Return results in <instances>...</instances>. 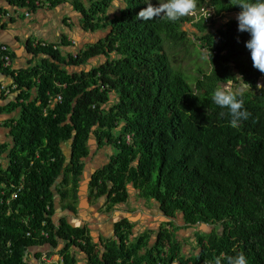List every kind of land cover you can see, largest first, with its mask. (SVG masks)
<instances>
[{
  "label": "trees",
  "instance_id": "obj_1",
  "mask_svg": "<svg viewBox=\"0 0 264 264\" xmlns=\"http://www.w3.org/2000/svg\"><path fill=\"white\" fill-rule=\"evenodd\" d=\"M27 1L35 0L15 3L25 7ZM51 1L57 6L65 0ZM72 1L82 28L105 31L104 38L68 58L49 49L58 64L47 61L16 76L8 71L20 95L0 113L20 114L11 123L9 166L0 165V264H34L32 257L46 264L42 258L56 255L64 264H228L241 252L249 264H264V73L253 67L245 46L250 34L229 18L217 28L213 17L144 21L138 14L145 0H122L125 8L114 16L109 12L117 0ZM239 2L198 0L194 11L231 14L241 11ZM190 23L197 32L185 29ZM191 36L207 49L209 73L202 65L196 75L172 64L168 50L195 45ZM100 57L101 65L87 69ZM241 77L251 115L232 126L229 109L216 105L211 93L222 82L244 86ZM33 90L37 97L31 99ZM93 136L113 154L93 174L90 198H106L113 209L129 200L132 185L170 220L180 217L198 231L213 227L211 234L201 230L192 257L181 255L174 224L151 244L149 232L131 241L134 225L122 221L116 240L101 252L86 227H72L66 218L56 222L58 198L76 211ZM67 144L69 158L62 148ZM7 149L0 146V157ZM73 249L83 253V262Z\"/></svg>",
  "mask_w": 264,
  "mask_h": 264
},
{
  "label": "crops",
  "instance_id": "obj_2",
  "mask_svg": "<svg viewBox=\"0 0 264 264\" xmlns=\"http://www.w3.org/2000/svg\"><path fill=\"white\" fill-rule=\"evenodd\" d=\"M83 1L86 2V0ZM116 7L118 8V6ZM0 11L8 12L12 15L11 19L6 20L5 23L0 25V47L6 48L8 56H10L8 68L4 66L3 60L0 58V106L5 109L9 108L11 103L16 102L20 95V93L17 94L14 92L16 87L14 85L15 81L13 76L8 73L9 70L14 72V76H16L21 70H30L37 66H42L47 61L58 64L49 55V49L56 47L62 53V56L68 58L98 43L106 34L105 31L92 32L90 30H84L82 28V15L76 10L75 3L72 0H65L57 6H52L51 0H35L33 3L27 1L25 7L19 6V3H15V0H0ZM27 12H30L31 16L27 17L25 15ZM110 13L113 14V12ZM39 43L45 44L47 48L36 46ZM49 51L52 52V50ZM96 59L89 61L87 69L97 66L100 60L101 62L104 61L102 57ZM66 68L68 71H75L74 67ZM32 95L33 97L31 99L36 98L37 92L33 90ZM115 98L116 96L111 97L112 102ZM19 114L20 110L13 112L2 111L0 113V146L2 148L7 146L8 148L0 157V165L4 169L9 166L8 153L13 148L11 123L12 121L18 120ZM62 148L64 154L69 158L71 155L70 144L62 145ZM112 154L113 149L111 147L106 146L100 148L97 143L93 147V150L91 149L90 159L86 160V168L82 177L83 179L80 182L79 200L75 205L76 211L74 212L68 208L65 209L63 207L65 203L62 204V199L58 198L56 222H59L61 218H66L68 224L72 227H86L93 238V242L98 245V249L101 252L105 251L107 241L116 240L117 225L125 220L134 225L130 237L131 241L138 238L139 234L149 232L154 234L152 238L154 242L155 237L162 228L166 227L170 229L171 225L174 224V227L179 230V238L177 233L176 236L180 243L184 244L188 239L192 242L195 236L192 234H184L190 228L184 225L182 218L177 217L176 219L170 220L165 217L159 209V204L153 200L151 201H153V204L155 203L154 207L148 209L145 203L146 200L140 198V192L132 185V191H135L134 194L137 196L132 195L129 185V200L125 204L108 209L106 208V198L100 199L96 205L92 204L89 191V183L91 180L87 177V174L90 173L86 169L91 170L90 177H92L97 170L102 169L109 163ZM84 185H86V191L83 190ZM83 195L85 196L84 200ZM138 196L139 199H137ZM103 200L105 203L101 202ZM84 201H86L85 205ZM137 201L138 204H136ZM157 215L161 217L159 218ZM190 249L192 248L190 247ZM35 251L34 249L29 252L30 257L34 255L33 253ZM73 251L79 262L85 258L79 250L73 249ZM186 251V258L192 257L195 254L194 248L191 250L193 252H190L189 249ZM32 260L36 264L34 257H32ZM175 264L180 263L176 262Z\"/></svg>",
  "mask_w": 264,
  "mask_h": 264
},
{
  "label": "clouds",
  "instance_id": "obj_3",
  "mask_svg": "<svg viewBox=\"0 0 264 264\" xmlns=\"http://www.w3.org/2000/svg\"><path fill=\"white\" fill-rule=\"evenodd\" d=\"M119 1L122 0L114 1V5ZM145 4L147 5V7L142 9L138 14V17L140 19L144 21H149L155 18H162L167 19L169 21H176L181 17L187 15L190 16V14L197 8L198 0H157L156 4H153L152 0H145ZM238 5L240 6L241 11L238 13L237 19H229H234L238 21V30L240 32H247L250 34V39L245 42V46L250 51L251 59L253 61V67L258 69L261 73H264V0H240ZM123 9L124 8L120 9V11ZM111 10L110 12H112ZM207 10L213 12L212 17L214 20L219 18L220 21L223 23V21L228 18L223 17L224 14L219 16L216 15L213 9L204 8L201 9V11L199 12L200 15L194 16L197 18V21L202 17L206 18L204 16L205 14H202V12L206 13L205 11ZM110 12L109 15L114 16ZM44 48H46V45ZM54 48L55 50L58 49H56V47ZM241 78L243 79V77ZM261 79H263V77ZM247 84L248 83L244 81L245 87ZM244 86H241L240 88L234 90L228 83L222 82L211 93V100L216 105L220 106L221 108L229 109L230 114L232 116V126H237L241 121L247 120L251 115L248 110L244 108ZM59 97L58 101H61L62 98L59 100ZM127 141L128 144L131 142L130 136H127ZM216 264H221V261L217 259ZM228 264H249V261L247 256L241 252L235 257H229Z\"/></svg>",
  "mask_w": 264,
  "mask_h": 264
},
{
  "label": "rangeland",
  "instance_id": "obj_4",
  "mask_svg": "<svg viewBox=\"0 0 264 264\" xmlns=\"http://www.w3.org/2000/svg\"><path fill=\"white\" fill-rule=\"evenodd\" d=\"M152 3L153 4H156L157 3V0H152ZM116 6H118V8L116 7ZM114 10L112 11L113 12V15H117V14H119L120 13V9H122V8H125V3L123 2V1H119V2H117V3H115V5H114ZM201 10H198V11H193L191 14H190V16L191 15H193L192 16V18H195V22H197V18L196 17H194V16H198V15H200L199 14V12H200ZM238 13L239 12H234V13H231V14H224L223 16L224 17H232V18H234V19H237V15H238ZM202 14H205V13H203L202 12ZM224 19V18H223ZM217 20V25H213L214 26V28H217V27H219L220 26V24L222 23L221 21H220V19L219 18H217L216 19ZM212 29H213V26L212 25H209ZM186 28V30H190L191 32H197V31H195V29L193 28V25L190 23V24H188V25H186L185 26ZM209 27V28H210ZM189 31V32H190ZM210 31H211V29H210ZM102 37V36H101ZM197 37H195V36H191V40L193 39L194 40V42H195V45H190L189 46V44H184L183 45V48H181V47H179L177 50H168V53H169V55H171L170 57H173V58H171V61H172V64L175 66V67H178V66H182V68L183 69H185V70H190V72H193V73H195L196 75L198 74L197 73V70H195V69H197V68H199L198 66H203V68H204V71H207L208 73H209V71L211 70V65H210V63L207 61V49H205L201 44V41L200 40H197L196 39ZM36 46H38V47H42V48H44L45 47V44H38V45H36ZM189 46V50L187 51L186 50V47H188ZM200 52H202V54H204L205 56L203 57V56H199V53ZM206 53V54H205ZM78 55V54H77ZM76 56V55H75ZM97 60V59H96ZM99 65H101V60H100V62L98 63ZM97 64V65H98ZM200 64V65H199ZM234 90L235 89H237V88H240L241 87V84L240 83H233V82H230V83H228ZM261 87H264V77H263V79H261V81H260V84H259ZM244 89H247V87H245L244 86ZM95 140V138H94V136L91 138V140ZM94 146H96V140H95V143L93 144L92 143V145H90V148L93 150V147ZM90 158H88V159H86V160H89ZM85 163H86V161H85ZM91 166V165H90ZM90 168V167H89ZM86 171H88L90 174L89 175H91V173L92 172H90L91 170H87L86 169ZM90 179H91V177H90ZM84 187H86V186H84ZM130 188H131V191L133 190V188H132V186L130 185ZM87 190V189H86ZM85 190V191H86ZM132 193V195L133 196H137V195H135L134 193H135V191H132L131 192ZM84 195H83V200H84ZM141 198V197H140ZM104 199V198H103ZM137 199H139V196H138V198ZM141 199H143V198H141ZM143 200H146V199H143ZM90 201L92 202V204L93 205H96V204H98V202L99 201H96V200H94V199H92V198H90ZM101 202H103V203H105V201L103 200V201H101ZM60 203V202H59ZM65 204L66 203H68V202H64ZM145 203H146V205H147V207H148V209H151V208H153L154 207V204H153V201H149V200H146L145 201ZM63 204V203H62ZM65 204H63V205H65ZM86 204V201H84V205ZM136 204H138V201L136 202ZM137 209V208H136ZM158 216V215H157ZM159 218L161 217V216H158ZM155 219H157V217H155ZM180 221V220H179ZM178 221V222H179ZM187 228H189V227H187ZM191 229V228H190ZM186 230L185 232H184V234L185 235H193V236H195L192 240V242H190V239H188V243L186 242V243H184V244H182L181 243V255H184V254H187V251L186 250H188L189 249V251L190 252H193V251H191V250H193V248H194V250L195 249H197V250H199V246H198V242H197V238H198V235L200 236L201 234H202V231L204 232V233H206V234H211L213 231H214V228L213 227H207L206 229H200V231H198L199 229H194V230ZM202 230V231H201ZM204 230H206V232L204 231ZM176 233H177V235H178V238H179V230H176L175 231ZM144 233H146V232H144ZM143 233V234H144ZM150 234H152V233H150ZM142 235V233L141 234H139L138 235V237L139 236H141ZM153 236H154V234H152ZM151 244H153V241H152V243ZM187 247H189V248H187ZM190 247L192 248V249H190ZM183 249V250H182ZM186 249V250H185ZM50 260H52V261H54V263H55V261H58V262H60V257L59 256H53V257H51L50 258ZM62 261H63V264H64V260L62 259Z\"/></svg>",
  "mask_w": 264,
  "mask_h": 264
},
{
  "label": "built area",
  "instance_id": "obj_5",
  "mask_svg": "<svg viewBox=\"0 0 264 264\" xmlns=\"http://www.w3.org/2000/svg\"><path fill=\"white\" fill-rule=\"evenodd\" d=\"M205 17L206 19H208L209 17L213 16V12H211L210 10L205 11ZM25 15L31 16L30 12L25 13ZM12 15L8 12H4V11H0V25H2L3 23H5L6 20L11 19ZM2 53L4 54V57H2L4 66L6 68L9 67V63H10V57L7 55V49L6 48H1ZM61 99V97H59V100ZM15 196V195H14ZM60 262L55 261L56 264H63L62 258L60 257ZM43 261H45L46 264H54L52 260H50V258L48 257H44ZM52 262V263H51Z\"/></svg>",
  "mask_w": 264,
  "mask_h": 264
},
{
  "label": "water",
  "instance_id": "obj_6",
  "mask_svg": "<svg viewBox=\"0 0 264 264\" xmlns=\"http://www.w3.org/2000/svg\"><path fill=\"white\" fill-rule=\"evenodd\" d=\"M94 144L95 143V140L93 139V140H91L90 141V144ZM87 177H89V179H90V175L89 174H87ZM84 186H86V185H84ZM83 190H86V187H83ZM59 210H60V208H59ZM208 226H203V229H206ZM205 232H206V230H204Z\"/></svg>",
  "mask_w": 264,
  "mask_h": 264
},
{
  "label": "bare ground",
  "instance_id": "obj_7",
  "mask_svg": "<svg viewBox=\"0 0 264 264\" xmlns=\"http://www.w3.org/2000/svg\"><path fill=\"white\" fill-rule=\"evenodd\" d=\"M91 141V140H90ZM89 145H92V144H90V142H89ZM90 157V156H89ZM90 180H92V177H91V179ZM91 182V181H90ZM56 256H59V255H56ZM60 257V256H59Z\"/></svg>",
  "mask_w": 264,
  "mask_h": 264
},
{
  "label": "flooded vegetation",
  "instance_id": "obj_8",
  "mask_svg": "<svg viewBox=\"0 0 264 264\" xmlns=\"http://www.w3.org/2000/svg\"><path fill=\"white\" fill-rule=\"evenodd\" d=\"M89 187H90V183H89Z\"/></svg>",
  "mask_w": 264,
  "mask_h": 264
}]
</instances>
